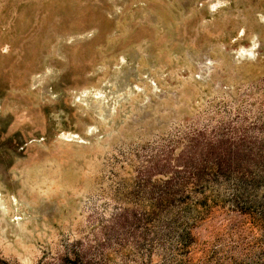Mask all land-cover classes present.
<instances>
[{
  "label": "rangeland",
  "instance_id": "374dc122",
  "mask_svg": "<svg viewBox=\"0 0 264 264\" xmlns=\"http://www.w3.org/2000/svg\"><path fill=\"white\" fill-rule=\"evenodd\" d=\"M263 129L264 0H0L5 261L97 242L99 264H176L154 253L151 225L114 223L118 183L192 131ZM228 219L196 227L197 245L250 264L255 232L222 236ZM193 252L186 264L204 258Z\"/></svg>",
  "mask_w": 264,
  "mask_h": 264
},
{
  "label": "trees",
  "instance_id": "16d2710c",
  "mask_svg": "<svg viewBox=\"0 0 264 264\" xmlns=\"http://www.w3.org/2000/svg\"><path fill=\"white\" fill-rule=\"evenodd\" d=\"M249 134L195 130L156 145L135 169L131 184L118 183L114 195L122 205L114 223L151 225L154 253L165 262L186 264L194 251L205 254L200 264H222L229 259L224 247L197 245L194 229L223 213L229 219L221 235L240 236L247 225L255 235L246 244L261 251L250 264H264V129L258 130L260 136ZM103 250L97 242L88 249L71 246L45 264H99ZM0 264L13 263L0 258Z\"/></svg>",
  "mask_w": 264,
  "mask_h": 264
}]
</instances>
